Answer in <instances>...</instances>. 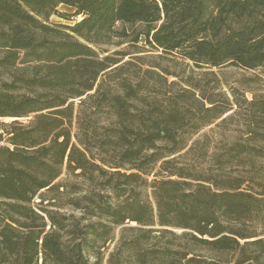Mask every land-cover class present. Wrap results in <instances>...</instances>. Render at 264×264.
<instances>
[{"label": "trees", "instance_id": "trees-1", "mask_svg": "<svg viewBox=\"0 0 264 264\" xmlns=\"http://www.w3.org/2000/svg\"><path fill=\"white\" fill-rule=\"evenodd\" d=\"M125 25L264 77V0H0V264H264V96L106 55Z\"/></svg>", "mask_w": 264, "mask_h": 264}, {"label": "rangeland", "instance_id": "rangeland-1", "mask_svg": "<svg viewBox=\"0 0 264 264\" xmlns=\"http://www.w3.org/2000/svg\"><path fill=\"white\" fill-rule=\"evenodd\" d=\"M57 11L58 13L56 15H52L48 19V22L53 24L73 25L75 21L81 19V16H75V10L73 8L66 5H59L57 7ZM117 26L119 29L122 27L121 24H118ZM124 28L128 34L126 39H115L112 45L101 47L103 50L107 51L106 55H113L115 58H124V61H127L130 57L135 56L149 57L144 59L145 62L158 63V65L168 74L178 75V78L167 76L169 81H175L178 83H180L182 78L186 79L192 77L194 80H201L204 84H208V87H214V80L219 79L220 84L217 87L220 91L226 93L230 99H232L231 90L236 92L237 98H246L247 100H250L253 94H256L257 96H264V77H262L260 70L248 71L234 66H225L223 68L208 70L205 68H195L190 62L180 59L176 61L158 60L154 58V55L161 53L155 52L153 48L148 46L143 41V36L138 34L144 29L142 25H125ZM137 35H139V37L137 41H134L133 39ZM210 71H212L214 75H209L208 72ZM1 78L2 77H0V80ZM10 121H12V118H0V123H8ZM205 131L206 129L201 131L200 134ZM61 178L64 180L65 175H62ZM71 181L72 179L69 180V182ZM45 199L46 201H43L40 205L42 207L58 211L60 215H72L75 218H79L81 214V211H72L69 207L56 208L47 206V204L50 203L60 204V202L64 201L63 197L56 199V197L49 194L45 195ZM39 201L40 199L36 196L33 205L38 207L36 204L38 205ZM117 238L118 231L115 234V240H117Z\"/></svg>", "mask_w": 264, "mask_h": 264}]
</instances>
